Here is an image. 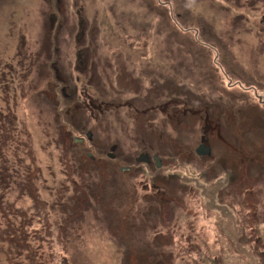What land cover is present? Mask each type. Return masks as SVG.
I'll list each match as a JSON object with an SVG mask.
<instances>
[{"label": "rangeland", "instance_id": "374dc122", "mask_svg": "<svg viewBox=\"0 0 264 264\" xmlns=\"http://www.w3.org/2000/svg\"><path fill=\"white\" fill-rule=\"evenodd\" d=\"M78 17L86 27L83 44L81 36L76 39ZM17 51L23 54L24 71L14 73L12 109L6 110L0 96V147L6 150L0 152V182H5L0 187V231L7 224L23 226L30 245L43 252L49 264H264V241L255 242L264 240V125L258 119H250L248 134L254 194L229 184L227 197L223 195V202L233 205L232 226L230 210L211 200L209 186L197 188L202 175L216 169L222 176L227 170L208 158L201 166L193 161L195 156L184 161L178 151L176 138L193 148L199 128L194 134L178 128L176 120L157 111L151 118L123 108L108 117V131L119 136L124 147L134 150L151 139L171 156L167 165L148 173L169 178L168 199L163 200L159 194L148 196L140 177L128 178L115 161L114 166L104 164L113 169L102 170L98 122L90 119L89 110L74 109L81 97L69 96L75 88L81 96L85 76L89 79L100 62L115 59L137 79L123 81L121 68L118 79L110 73L124 86L123 91L116 89L122 91L121 101L133 97L130 88L137 85L136 99L165 102L178 97L175 86L183 84L222 106L229 93L248 90L256 105L254 95L264 91V0H0V69ZM81 59L88 60V75L79 70ZM180 60L182 68L177 67ZM97 83L94 75L88 90L94 97ZM236 83L240 87L231 89ZM232 103L233 108L241 105ZM6 116L12 123L8 131ZM146 128L153 134L141 132ZM87 130L92 132L90 140H73ZM156 132H166L175 141L165 137L169 145L162 144ZM6 159L10 166L5 169ZM30 172V188L23 187ZM167 203L169 209L163 211L160 205ZM11 248L0 239V264H28L25 253Z\"/></svg>", "mask_w": 264, "mask_h": 264}, {"label": "flooded vegetation", "instance_id": "af4514ba", "mask_svg": "<svg viewBox=\"0 0 264 264\" xmlns=\"http://www.w3.org/2000/svg\"><path fill=\"white\" fill-rule=\"evenodd\" d=\"M77 14H79L78 11ZM50 19L52 22L54 16L52 15ZM78 29L79 30L76 35V39L78 40V35L81 36L83 44L86 36V27L83 26V19L80 17H78ZM20 45L23 49L25 47V42L22 41ZM39 57L40 52H37L36 57L33 61L36 62V60H39ZM77 57L80 58L79 53L77 54ZM23 61V54L20 55L17 51V53L13 57L12 62L10 64H2L3 68L0 69V96L6 110L10 108L12 109V106L9 104L10 89H12L14 92L13 94H15L14 90L17 89V86L15 85L17 74L14 75V73H19V71L21 70L24 71ZM117 62L118 60L115 59L107 60L104 65L100 62L102 66L97 65L91 72V77L89 79L87 76H85L86 79H84L85 83L82 87L81 96L78 93L77 88H75L74 93L72 92V95H69L71 98H73L74 96L82 98V102L75 105L74 109H78L79 107L83 109L82 111L89 110V113H91L90 119H96V121L98 122L99 145L101 148L102 160H100L101 157H99L98 159L100 161L102 170L107 173L108 171H110V169L113 168H111L112 166H104V164L111 163L114 166L117 162V165L115 167L120 172H126L128 178L135 179L137 177H140L139 179L143 182V189L146 191V194L148 196H151V193L152 196L159 194L162 196L163 200H167L168 196L166 192L169 190V178L162 177L163 174L161 173L158 175H152L148 173L153 171V169H161L163 165H167L165 163L171 160V156L168 155V152L166 150L158 148L157 146L159 145H156V143L153 144V140L151 139L147 141H141V144L139 145L141 148L137 147L134 150H130L124 147V144L122 143V140L119 138V136H111L110 132L108 131L107 119L109 116H111V114L121 113L120 111L123 110V108L133 110L134 112L140 111L139 114H148L151 118L156 117V115L154 114H156L155 111H157L164 114V116L170 121L176 120L179 126L178 128L190 131L193 134L196 128H199L200 133L198 136V143L193 148H190V146H187V143L176 138L179 145L178 151L180 155L185 158L184 161H187L189 158L191 159L192 156H195L193 161H196V163H199L201 166L204 163L205 158H208V160H211L212 162L217 161L218 164L222 165L221 168L223 170H227L228 174L224 172L221 176V172L218 173V170L212 169V171L209 173H212V175H202L200 180L197 179V188L201 189L200 185L202 187L203 185L209 186L210 194L212 195L211 200L213 201L216 199L220 206L224 205L223 207L227 208V210H230L229 218L233 226L231 217L233 205L231 207V205L228 206L225 202H223V195L224 197H227V187L229 184H231V186L232 184L241 186L246 195L251 194L253 196L254 194L253 185L255 184L256 179L251 178V174L249 173L251 168L247 164L249 160L248 134L251 130L249 129V122L250 119L252 123L254 122V120H256V123L259 120L261 124L264 125V91H258V93L254 95V98L257 99L256 105L252 104V101L249 100V96L246 93V91L248 90H240L239 93H229L228 100L226 99L225 105L222 106L221 103L216 99H211L210 101L204 100V98H202L203 96L198 92L195 94L189 92L191 90L187 89L185 86H183V84H181L180 86H175L176 88H178V97L168 98L167 100H165V102L163 101L161 103L153 102L152 100L142 102L139 99H136L139 98V96H137L139 90H137V85H134L135 87H128L130 89H133L131 90V92L133 93V97L127 98V100L125 101H121L119 98V94L123 91V89L121 88L123 85L119 86L120 84L117 80H112L110 73L114 74L115 79H118L121 76L123 78V81L126 82L130 80L132 83H135L137 82V79L131 76V74L126 73L124 68L120 67ZM79 63L81 64V68L79 67V70L88 75V73L90 72L88 60L85 61L81 59ZM29 67L30 70L28 69V73L31 71V64L29 65ZM76 67H78V65H76ZM177 67H183V60L177 62ZM120 68L122 69L121 72ZM55 69V72H57L56 77L61 79L60 75L58 74V69ZM118 69L120 72L119 74L117 73ZM116 73L119 75V77ZM9 74L11 75V78L9 77ZM94 75H97L98 79L96 87L97 97H94V95L90 94L88 91L89 88L92 89L91 84H93ZM105 78L108 79V82H106ZM235 79V82H238V84H243L242 80L239 81L238 78ZM61 80L64 83L66 82L65 79ZM165 84V90H170L168 81H166ZM118 86L122 91L116 90ZM229 86H233V84H230ZM239 87L240 85H237L236 83L234 87H231V89ZM63 89L64 88H62V91H64ZM163 90L164 89L159 91V93L163 92ZM112 93L114 96L112 95ZM232 101H236L241 105H239L237 108H233ZM15 106L16 105L14 104L13 109L15 108ZM148 121L149 123L152 122V120L150 119H148ZM3 124L4 129L8 131V124H12L10 123L8 116L3 119ZM141 132H144V134L148 136L153 134L152 130L147 128ZM156 136L157 138L159 137L162 144L169 145V142L165 140V137H167L169 140L173 139L175 141V138H173L166 132L164 134H158L156 132ZM91 137L92 132L90 130H87L84 136L73 137V140L75 142H82L85 138L87 140H90ZM132 140L136 143V137H133ZM199 144L204 145L201 151H197ZM206 146L208 147L207 153H205ZM233 153L239 154L238 157L234 158ZM88 156L91 159H94L93 154L88 153ZM255 156L257 158L259 157V155ZM112 161H115V163ZM146 167H150L151 169L147 170ZM153 177L156 179V181ZM196 193H199V191ZM169 204L170 203L160 205L161 209L163 211L168 210L169 208L165 207ZM241 209L244 210V208ZM170 217L173 219L174 214L172 213ZM232 226L230 225L229 227V229L231 230L228 240V248L230 252L231 248L233 249ZM241 227L242 232L245 228H243V225H241ZM248 229L249 228H247V231ZM250 230H255V228H250ZM263 241L264 240L259 238L255 239V242L258 244L262 243ZM236 251V255L239 257L238 252L240 251V249Z\"/></svg>", "mask_w": 264, "mask_h": 264}, {"label": "trees", "instance_id": "16d2710c", "mask_svg": "<svg viewBox=\"0 0 264 264\" xmlns=\"http://www.w3.org/2000/svg\"><path fill=\"white\" fill-rule=\"evenodd\" d=\"M236 1H238V0H236ZM262 21L263 20H261V23H262ZM5 151L6 150L4 149V146L0 147V152L3 155L5 154ZM14 164L15 163L13 162V167H14ZM9 166H10V163L8 161L5 165V169L9 168ZM14 168L16 169V167H14ZM15 173H16V170H15ZM1 174L2 173H0V181H1ZM30 174H31V172L28 173V175L24 177V181L22 182L23 187L26 186V187L30 188L29 185L27 184V181L30 182V180L32 179V177L29 176ZM7 177L10 178L9 176H7ZM4 184H5V182H3V181L0 182V187L2 185L4 186ZM5 187H7V186H5ZM0 191H2L1 188H0ZM1 199L2 198L0 196V210H2V211H0V216L2 217V216H4L3 215L4 211L2 208L3 204H2ZM28 235L29 234L27 233V231H25L23 226H21L20 224L19 225L18 224L14 225L13 223L11 225L7 224V226H5V228L0 231V239L2 241H6L7 243H9L10 247H11V245H13L14 248H11L12 250L21 251L20 255L25 253L23 258L27 260L28 264H49V262H48L49 260L46 259L43 252L38 254L37 251L30 245V242L28 241ZM9 252L11 253L12 251H9ZM10 261L12 262V259Z\"/></svg>", "mask_w": 264, "mask_h": 264}, {"label": "water", "instance_id": "95a60500", "mask_svg": "<svg viewBox=\"0 0 264 264\" xmlns=\"http://www.w3.org/2000/svg\"><path fill=\"white\" fill-rule=\"evenodd\" d=\"M203 144H199V146H198V148H197V151H201V149L203 148ZM205 150H206V152L205 153H207V151H208V147L206 146L205 147ZM157 161V160H156Z\"/></svg>", "mask_w": 264, "mask_h": 264}, {"label": "bare ground", "instance_id": "6f19581e", "mask_svg": "<svg viewBox=\"0 0 264 264\" xmlns=\"http://www.w3.org/2000/svg\"><path fill=\"white\" fill-rule=\"evenodd\" d=\"M242 15V14H241ZM212 98H213V96H212Z\"/></svg>", "mask_w": 264, "mask_h": 264}]
</instances>
